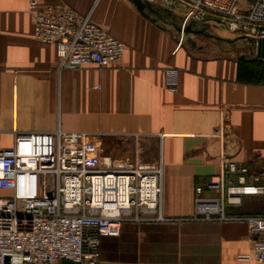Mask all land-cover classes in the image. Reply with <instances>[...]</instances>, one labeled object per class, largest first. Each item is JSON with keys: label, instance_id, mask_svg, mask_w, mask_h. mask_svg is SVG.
Segmentation results:
<instances>
[{"label": "crops", "instance_id": "1", "mask_svg": "<svg viewBox=\"0 0 264 264\" xmlns=\"http://www.w3.org/2000/svg\"><path fill=\"white\" fill-rule=\"evenodd\" d=\"M43 2L90 16L125 53L108 68H61L56 46L34 38L31 0H0V147L17 134L60 129L90 134L102 155L138 151L143 160V142L153 143L164 218L127 222L119 237L104 238L101 264H259L246 222L198 214L196 187L219 174L224 158L264 169V59L225 49L219 41L231 35L200 24L176 50L178 17L142 13L133 0ZM169 68L178 72L174 86ZM128 144L134 149L115 148ZM258 200L245 197L227 215H262L263 206L250 210Z\"/></svg>", "mask_w": 264, "mask_h": 264}, {"label": "built area", "instance_id": "2", "mask_svg": "<svg viewBox=\"0 0 264 264\" xmlns=\"http://www.w3.org/2000/svg\"><path fill=\"white\" fill-rule=\"evenodd\" d=\"M143 1L178 17L176 50L189 26L197 24L264 39V0ZM30 9L34 38L56 46L61 68H108L122 60L124 43L90 16L43 0H31ZM166 74L174 86L177 70ZM91 138L59 129L17 134L11 147H0V264H101L102 240L119 237L125 223L163 220L162 165L144 163L138 151L133 159L103 156ZM220 168L196 187L197 213L246 222L251 257L264 264V214L227 215L245 197L264 196V169L254 171L228 158Z\"/></svg>", "mask_w": 264, "mask_h": 264}, {"label": "rangeland", "instance_id": "3", "mask_svg": "<svg viewBox=\"0 0 264 264\" xmlns=\"http://www.w3.org/2000/svg\"><path fill=\"white\" fill-rule=\"evenodd\" d=\"M192 27H196V26L192 25ZM228 34H230V33H228ZM230 35H231L230 38H232V39H230L231 41H226V40L224 42L219 41V43H222V46L225 49H232L235 53H242V54L243 53L252 54L253 52L256 51L254 49V43L251 41V39H243V38L239 37V35H236V34H230ZM73 143H74V141H73ZM143 143H142L143 144L142 146L144 149V153H143V160L142 161L144 163H152V162L154 163V161L159 158L158 147L156 145H154L153 143H145V142H143ZM95 146L97 149L100 150L99 143H96ZM115 148L118 151L133 150L134 149V147L131 146L130 144H128V146H126V145L125 146H115ZM103 156H106V155L103 154ZM114 159H120V158H114ZM257 198H260L261 200L263 199V202L261 201L259 203L260 200L252 202V204H250V206H251L250 210H254V211H257L258 213H260L261 207L262 206L264 207V197L261 198L260 196H257ZM261 212H262V210H261ZM263 214H264V212H263Z\"/></svg>", "mask_w": 264, "mask_h": 264}, {"label": "water", "instance_id": "4", "mask_svg": "<svg viewBox=\"0 0 264 264\" xmlns=\"http://www.w3.org/2000/svg\"><path fill=\"white\" fill-rule=\"evenodd\" d=\"M133 3L136 5L138 10L141 11L142 13H145L147 10L150 12L156 13L157 9H158V8L152 6L151 4H149L148 2H145L143 0H133ZM191 29H192V25L189 26V28L187 29V32H193V33L196 32L195 30H191ZM179 31H181V28H179ZM241 38L247 39L244 37H241ZM251 41L254 43V49L256 50L255 53H256L257 57L264 59V39H259L257 41L251 39ZM61 264H83V263L74 262V261H70V260H64V261H62Z\"/></svg>", "mask_w": 264, "mask_h": 264}, {"label": "trees", "instance_id": "5", "mask_svg": "<svg viewBox=\"0 0 264 264\" xmlns=\"http://www.w3.org/2000/svg\"><path fill=\"white\" fill-rule=\"evenodd\" d=\"M263 212H264V207H263Z\"/></svg>", "mask_w": 264, "mask_h": 264}]
</instances>
